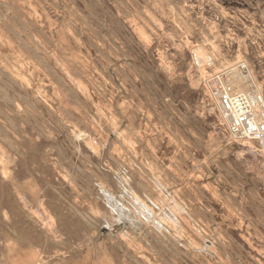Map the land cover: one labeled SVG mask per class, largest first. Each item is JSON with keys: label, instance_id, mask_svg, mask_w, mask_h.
Returning <instances> with one entry per match:
<instances>
[{"label": "rangeland", "instance_id": "1", "mask_svg": "<svg viewBox=\"0 0 264 264\" xmlns=\"http://www.w3.org/2000/svg\"><path fill=\"white\" fill-rule=\"evenodd\" d=\"M242 61L264 93V0H0V264H264V146L204 86Z\"/></svg>", "mask_w": 264, "mask_h": 264}, {"label": "built area", "instance_id": "2", "mask_svg": "<svg viewBox=\"0 0 264 264\" xmlns=\"http://www.w3.org/2000/svg\"><path fill=\"white\" fill-rule=\"evenodd\" d=\"M194 63L199 65V51L194 52ZM235 71L248 73L246 62L210 73L204 78V86L217 102L227 121L229 134L235 140H250L264 146V93L242 92L232 83Z\"/></svg>", "mask_w": 264, "mask_h": 264}, {"label": "bare ground", "instance_id": "3", "mask_svg": "<svg viewBox=\"0 0 264 264\" xmlns=\"http://www.w3.org/2000/svg\"><path fill=\"white\" fill-rule=\"evenodd\" d=\"M238 77H239V78H238ZM237 78H238V79H237ZM247 82H248L247 79L244 80V78H242L241 73H239V72H237V73H236V76H233V78H232V83L235 84V85H237V86H238V84L244 86V84H246ZM245 86H246V85H245ZM235 88H236L237 90L242 91V92H246V93H248V90H246V89H241V88H237V87H235ZM243 90H246V91H243ZM256 92H258V91H256Z\"/></svg>", "mask_w": 264, "mask_h": 264}]
</instances>
